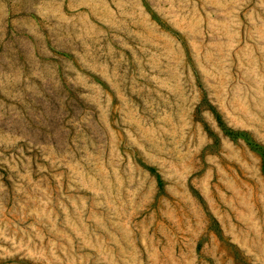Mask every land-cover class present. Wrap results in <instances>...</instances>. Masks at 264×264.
Returning a JSON list of instances; mask_svg holds the SVG:
<instances>
[{
  "label": "rangeland",
  "instance_id": "obj_1",
  "mask_svg": "<svg viewBox=\"0 0 264 264\" xmlns=\"http://www.w3.org/2000/svg\"><path fill=\"white\" fill-rule=\"evenodd\" d=\"M0 264H264V0H0Z\"/></svg>",
  "mask_w": 264,
  "mask_h": 264
},
{
  "label": "trees",
  "instance_id": "obj_2",
  "mask_svg": "<svg viewBox=\"0 0 264 264\" xmlns=\"http://www.w3.org/2000/svg\"><path fill=\"white\" fill-rule=\"evenodd\" d=\"M214 116H215V118H216V121L218 122V123H221L220 122V120H219V115H218V113L217 112H214ZM225 132L226 133H228V134H236V133H238V130H232V129H225ZM150 170H151V168H150ZM156 179H157V182L159 183V178H158V176L156 175Z\"/></svg>",
  "mask_w": 264,
  "mask_h": 264
}]
</instances>
